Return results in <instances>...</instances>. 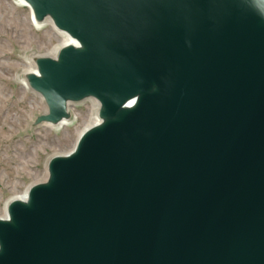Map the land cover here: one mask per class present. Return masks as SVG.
<instances>
[{"label": "water", "instance_id": "1", "mask_svg": "<svg viewBox=\"0 0 264 264\" xmlns=\"http://www.w3.org/2000/svg\"><path fill=\"white\" fill-rule=\"evenodd\" d=\"M77 46L26 75L102 122L0 219V264H264V0H24Z\"/></svg>", "mask_w": 264, "mask_h": 264}, {"label": "rangeland", "instance_id": "2", "mask_svg": "<svg viewBox=\"0 0 264 264\" xmlns=\"http://www.w3.org/2000/svg\"><path fill=\"white\" fill-rule=\"evenodd\" d=\"M61 42L49 25L37 28L31 22L27 7L0 0V219L6 202L44 183L50 159L68 153L90 125L91 98L70 103L74 119L65 128L37 123L46 105L23 87L32 62L52 58Z\"/></svg>", "mask_w": 264, "mask_h": 264}, {"label": "bare ground", "instance_id": "3", "mask_svg": "<svg viewBox=\"0 0 264 264\" xmlns=\"http://www.w3.org/2000/svg\"><path fill=\"white\" fill-rule=\"evenodd\" d=\"M15 2H16L17 5H19V6H25V7H27L30 10V13H31V22L37 28H40V27H42L44 25H49L51 27V29L55 32V34H57L61 38V41L62 42L58 45V47H55L53 49L54 55H53L52 58H55L57 56L58 51L62 47H65V46H77V43L67 33L59 30L56 27V25L54 24L53 20L50 17H46L42 21H36L32 9L30 8V6L24 0H15ZM30 73H37L36 67H35V64H34V61L32 62V67L26 72V75H28ZM23 87H24L25 90L31 91L32 93L36 94L40 98V100L44 102L42 96L40 94H38L37 92L33 91L30 88V86L28 85V82L26 81V79L23 81ZM90 103H91V106H92V110L90 112V115H91L90 122H89L90 125H87L83 129V131L78 136V139H79V137L87 129H89V128L93 127V126H96V125H98V124H100L102 122V120L98 117V110L100 108L99 102L96 99L91 98ZM69 105H70V103L68 104V106ZM68 106H67V111H68V115H69L68 118L63 119L59 123H56V124H48V123H45V126H47L49 128L56 129V130H59V129H62V128L67 127L72 122V120L74 119V117L70 116V113H69V110H68ZM45 112L47 113V108H45ZM77 141L78 140H76L75 144L72 146V149L68 153H66L64 155H61V156H66L69 153H71L75 149L76 144H77ZM47 177H48V172L46 171V178ZM29 188H27L22 194L17 195V196H14L12 199H10L9 201L6 202V204L4 206V210H3V216L1 217V219H7V204L10 201H12V200H22V201H26L27 200Z\"/></svg>", "mask_w": 264, "mask_h": 264}]
</instances>
